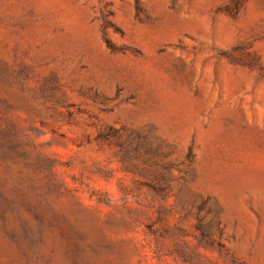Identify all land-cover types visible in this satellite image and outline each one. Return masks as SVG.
Instances as JSON below:
<instances>
[{
    "label": "rangeland",
    "instance_id": "obj_1",
    "mask_svg": "<svg viewBox=\"0 0 264 264\" xmlns=\"http://www.w3.org/2000/svg\"><path fill=\"white\" fill-rule=\"evenodd\" d=\"M0 264H264V0H0Z\"/></svg>",
    "mask_w": 264,
    "mask_h": 264
}]
</instances>
